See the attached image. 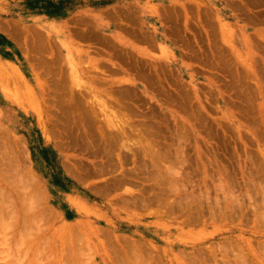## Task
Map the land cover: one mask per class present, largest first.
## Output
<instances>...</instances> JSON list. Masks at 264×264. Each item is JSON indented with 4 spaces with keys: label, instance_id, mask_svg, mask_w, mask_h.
I'll return each instance as SVG.
<instances>
[{
    "label": "rangeland",
    "instance_id": "rangeland-1",
    "mask_svg": "<svg viewBox=\"0 0 264 264\" xmlns=\"http://www.w3.org/2000/svg\"><path fill=\"white\" fill-rule=\"evenodd\" d=\"M0 25V151L4 153H0L4 159L3 161L0 156V214L7 215L17 209L14 212L17 217L14 215L11 217L8 214L9 217L7 216L5 220L6 223L10 222L5 224L3 229L6 232L9 231L8 237H4L10 242L5 241V243H11L9 245H12L11 249L16 248L14 245L17 246L18 242L13 235L16 230L27 229V227L24 228V224L28 223H37L40 226L33 224L34 230H32L33 234L40 232L37 240L42 244L41 246L44 242L45 246L47 242V245L42 247L47 251L43 253V257H40L42 262L40 258L37 261L38 257L34 255L38 254L32 253L28 245L21 244L23 249L20 251V245L17 250H9L7 244L11 255L4 253L8 250L3 252L1 249L4 239L1 240L0 235L2 245L0 250L3 252L0 251V264H16L13 258L15 256L20 258L16 252H23L24 255L26 246L28 248L25 250L29 249L30 254L24 257L30 259H25L20 254L21 259H25V264H28L31 259L42 262L37 264H74L75 261L69 258L72 247H75L77 255L88 254L85 255L86 257L82 256L86 264H118L123 260H120L121 257L118 259L116 257L121 252V246L126 247L127 244L130 247L127 245L126 248L130 250L136 245L145 256H148L150 252H153L155 256L159 255L156 256L158 264H176V260H183V256L179 254L181 245L179 247L175 245L183 238V241L189 244L186 247L188 253L201 251L203 255L209 256L210 252L206 251L217 248L215 251L222 256L216 254L220 258L216 257V259L222 262L227 258L229 261L232 260L229 257L239 255L241 248L245 246L247 248V245H251L260 252V255H263L261 250H264V217L260 216V213L263 214L264 210L262 203L264 200V0H0ZM18 32L20 35H16ZM28 44L34 45L30 55L27 54L30 52ZM40 46L42 53L38 52ZM44 47L47 51H44ZM28 55L32 61L28 59ZM43 56L48 59L43 60ZM55 57H58L60 62ZM73 60L74 63H72ZM97 60L102 68L109 69L104 75L101 74L107 79L104 83L97 78L100 74L95 69ZM35 61L40 62H38L39 66ZM59 64L65 66L60 67ZM115 67L119 72L113 74L111 69L114 70ZM156 71H160L159 74ZM55 73L59 75L55 76ZM84 75L88 77L85 78ZM94 76H96L95 80L92 79ZM107 87L112 89V97L107 96ZM78 88L86 93L85 97L90 105L88 106H95V110L100 109L102 101L108 100L106 104L109 105V109L106 113L110 109H117L111 108L112 104L109 102L112 103L111 100L121 97L120 93H123L122 99L126 105L133 103L130 106L134 108L132 110L135 116H131L129 107H126L125 111L122 109L123 114L126 112L125 115L134 121L136 118L135 122L142 126L143 130L146 123L154 125L160 150L176 146L180 141L179 143L182 144L180 147H183L185 152L183 162L180 163L183 165L178 163L179 169L183 172L178 178V184L182 186L180 193L183 196L181 197L184 199L185 196L194 195L193 207L204 203L206 209L210 211L217 209L221 215L218 214V217L215 214V217L209 218L214 214L210 213L209 216V212H205L202 215V213L198 214L197 210L196 213L191 210L193 216H191L190 224H186L182 216L176 215L177 213H174L176 217L174 215L167 218L153 214L155 208L157 209L155 205L150 206V209H144L141 203V205L130 204L134 207L138 206L133 208L126 203L127 201L125 203L123 200L120 201L125 196V199L131 198L135 192L136 197L140 194L144 195L142 190L148 185L154 184L153 186H156V190L159 191V184L152 181L154 179L148 175L152 167L149 165L150 168L147 171L148 164L143 166L145 164L140 163L142 159L134 162L132 158H128L127 148H123L125 154L123 149L120 150L124 154L122 156H128L126 165L123 163V169L134 168L137 172L138 168L141 169L140 166L144 167L141 169L143 174L141 171L140 173L145 181L140 182L145 184V188L140 184L139 186L143 188L141 190L139 186L137 187L139 183H136L134 187L139 189L137 191L135 189L133 195L126 193V185H122L117 190H110L111 192L104 195L98 194L97 191L106 188L105 185L111 182L114 175L111 178L109 173L94 174L95 171H91L90 168L94 169L93 166L98 164L96 162H100L101 153L92 154V148L89 146L86 151L84 147L85 145L87 147V144L76 138L82 131V127L79 122L77 124L78 117L75 118L74 106L70 99L71 92L79 90ZM94 95L98 97L95 98ZM54 105L55 107L60 105V107L55 110ZM118 111L122 112L121 109ZM98 113V118H101L100 110ZM60 124H64L65 127L61 126L62 128L58 129L56 125ZM65 124L70 126V130ZM87 128L89 133L97 136L95 122H90ZM52 130L58 131L57 134ZM64 134L71 137V140L74 137L73 140L75 139L77 145L73 141L70 143L71 140L67 139L68 136L65 138ZM179 136L182 140L177 141ZM60 137L64 139L61 140ZM68 140L69 143H67ZM72 143L74 147L71 146ZM80 143H83L82 148L85 153L80 148ZM96 143L98 147L99 141H95ZM14 151H17V154H14ZM88 153H91L94 158ZM138 155L137 159L143 158L140 153ZM148 159V157L144 158V162ZM150 162L149 160L147 163L150 164ZM15 164V167H11ZM81 165L83 168L86 165L88 167L82 170L79 168ZM23 166L27 167L26 170ZM66 168L70 169L71 173ZM78 168L79 171H85L79 173ZM88 168L91 175H88ZM23 170L28 171L24 174L20 173ZM121 170L117 171L118 175H121L119 174ZM113 171L111 172L115 173ZM4 172L5 174H2ZM78 173L80 175L75 176ZM33 175H36L35 178ZM144 175L149 179L151 177V180L146 179ZM141 176L138 173L136 179ZM32 177L34 179L38 177V182L31 181ZM180 180L185 182L183 185L185 184L186 187L189 185L188 188H184ZM171 183L166 179L165 182L160 183V188L165 187L167 190ZM31 186L37 188L34 189ZM93 187L95 190L89 189ZM97 187L101 188L97 190ZM146 193L153 195L150 192ZM21 195L24 199L27 197L26 203ZM178 197L180 200V196H174L176 200ZM37 201L40 204H37ZM3 205L12 207L11 211L6 206L8 212ZM258 205L261 209L255 211ZM29 207H32L31 210ZM81 207H84V210ZM46 211L51 213V215L47 214V219L44 215L42 217L43 212ZM27 212L30 213V219L27 218ZM204 215L206 218H203ZM31 216L36 217L39 223ZM15 217L17 220H14ZM200 219H204V222ZM258 219L259 221H256ZM29 224L27 226H30ZM7 225L14 229H9ZM1 226L0 230H2ZM37 227L41 228L40 231H37ZM67 243H70V248ZM29 245L32 246L30 243ZM115 246L120 250L118 248L116 250ZM113 247L115 251L111 250ZM222 250L230 251L231 255L228 257L226 254L224 257ZM51 251L54 253H50ZM61 254L64 257H61ZM122 254L123 252L120 256L123 257ZM46 255L50 258L47 259ZM178 255L182 257L179 256L181 258L178 259ZM78 256L79 262L80 256ZM46 259L47 262H45ZM219 263L222 264L220 261ZM249 263L254 264L252 260ZM75 264L79 263L76 261ZM257 264H264V262L261 260Z\"/></svg>",
    "mask_w": 264,
    "mask_h": 264
},
{
    "label": "bare ground",
    "instance_id": "bare-ground-1",
    "mask_svg": "<svg viewBox=\"0 0 264 264\" xmlns=\"http://www.w3.org/2000/svg\"><path fill=\"white\" fill-rule=\"evenodd\" d=\"M175 10V9H174ZM173 10V11H174ZM172 13V12H171ZM176 13V12H175ZM1 26V25H0ZM7 26V25H6ZM15 28H17V27H15ZM7 29H8V27H7ZM10 30V29H9ZM15 30V29H14ZM14 30H10V31H14ZM20 30V29H19ZM81 31H82V29H80ZM6 31V30H5ZM17 31H18V28H17ZM20 32H21V30H20ZM6 33V32H5ZM12 33V32H11ZM81 34L83 33V34H85V32H80ZM19 34V32L16 34V35H18ZM20 35V34H19ZM105 41V40H104ZM40 44V43H39ZM44 44V43H43ZM46 44V43H45ZM24 45H26L25 43H24ZM23 45V47L25 48V46ZM30 44H28V47H29V53H27V54H29L30 55V53L32 52L31 51V48H32V46H33V48H34V45H32V46H29ZM48 45V44H47ZM43 46H45V45H43ZM43 46H42V49H43ZM101 46V45H100ZM37 47H39V45H37ZM47 47V46H46ZM46 47H44V51H47V50H45V48ZM32 48V49H33ZM50 48V47H49ZM27 49V48H26ZM35 49H36V47H35ZM41 49V46H40V48H39V50ZM37 50V49H36ZM95 50V49H94ZM102 50V49H101ZM25 52H28V51H26V50H24ZM33 52H36V51H33ZM38 52H40V53H42L43 51H38ZM91 52V51H90ZM96 52H98V51H96ZM40 53H38V54H40ZM92 53V52H91ZM32 54V53H31ZM37 54V53H36ZM101 54V53H100ZM26 55V54H25ZM28 55V56H29ZM41 55V54H40ZM43 55V54H42ZM93 55V54H92ZM32 56V55H31ZM38 56V55H37ZM55 56H57V55H55ZM99 56V55H98ZM115 56V55H114ZM44 57V56H43ZM42 57V58H43ZM110 57V56H109ZM31 57L29 56V58L28 59H30ZM35 58V57H34ZM34 58H32V59H34ZM38 57H36V59H37ZM45 58H47V57H44V59L43 60H45ZM56 59L58 58V57H55ZM48 59V58H47ZM31 60V59H30ZM42 60V59H41ZM40 60V61H41ZM42 60V61H43ZM49 60H50V58H49ZM53 60V59H52ZM57 60H59V59H57ZM69 60V59H68ZM74 60H75V57H74ZM74 60H73V62L72 63H74ZM130 60V59H129ZM32 61V60H31ZM56 61V60H55ZM72 61V60H71ZM34 62V61H33ZM35 62H37V61H35ZM39 62V61H38ZM38 62H37V66H39L38 65ZM59 62H60V60H59ZM77 62V61H76ZM99 62V60H97V62H96V70L98 71V73H100L98 76L99 77H97L98 78V80L100 79V81L101 82H106V77H104V76H102L101 74H105L106 73V70L108 69V68H106V70L104 69V68H102V66H100L101 65V63H98ZM131 62V61H130ZM40 63V62H39ZM48 63H50V61L48 62ZM55 63H57V62H55ZM106 63V62H105ZM137 63V62H136ZM53 67H54V60H53ZM76 64V63H75ZM95 64V63H94ZM103 64V63H102ZM47 65V64H46ZM60 65V64H59ZM64 64H62V65H60V67L61 66H63ZM74 65V64H73ZM78 65V64H77ZM91 65V64H90ZM112 65V64H111ZM115 65V64H114ZM13 66V65H12ZM36 66V67H37ZM65 66V65H64ZM88 66V65H87ZM87 66H85V67H87ZM94 66V65H93ZM117 66V65H116ZM132 66V65H131ZM138 66V65H137ZM24 67V66H23ZM59 67V66H58ZM76 67V66H75ZM88 67H90V66H88ZM112 67V66H111ZM139 67V66H138ZM150 67V66H149ZM39 68V67H38ZM45 69H46V67H44ZM65 68V67H64ZM70 68V67H69ZM92 68V67H91ZM91 68H90V70H91ZM130 68V67H129ZM147 68V67H146ZM156 68V67H155ZM16 69V68H15ZM18 69V68H17ZM25 69V68H24ZM73 69V68H72ZM85 69H87V68H85ZM145 69V68H144ZM154 69V68H153ZM157 69V68H156ZM155 69V70H156ZM21 70V69H20ZM35 70H36V68H35ZM38 70H40V69H38ZM58 70H59V68H58ZM65 70V69H64ZM70 70V69H69ZM73 70H75V69H73ZM76 70H77V68H76ZM109 70V69H108ZM112 71H113V74H115L116 72H119L117 69H116V67H115V69L113 70V69H111ZM121 70V69H120ZM61 71V70H60ZM80 71V70H79ZM45 72V71H44ZM43 72V73H44ZM84 72V71H83ZM89 72V71H88ZM115 72V73H114ZM121 72V71H120ZM123 72V71H122ZM157 72V71H156ZM158 72H160V71H158ZM157 72V73H158ZM63 73H64V71H63ZM78 73V72H77ZM108 73H111L112 74V72H108ZM149 73V72H148ZM156 73V74H157ZM21 74H22V72H21ZM57 74V75H56ZM83 74H85V73H83ZM92 74V73H91ZM135 74V73H134ZM155 74V73H154ZM159 74V73H158ZM38 75V74H37ZM52 75V74H51ZM50 75V76H51ZM55 76H58L59 74L58 73H55L54 74ZM74 75H75V73H74ZM90 75V74H89ZM97 75V74H96ZM108 75V74H107ZM40 76V75H39ZM93 76V75H92ZM158 76V75H157ZM10 77V76H9ZM53 77V76H52ZM51 77V78H52ZM81 77V76H80ZM84 77H85V75H84ZM88 77V76H87ZM87 77H85V78H87ZM96 76H94L92 79L93 80H95L94 78H95ZM109 77V76H108ZM107 77V78H108ZM151 77V76H150ZM44 78V77H43ZM147 78V77H146ZM149 78V77H148ZM159 78V77H158ZM59 79V78H58ZM63 79V78H62ZM150 79V78H149ZM160 79V78H159ZM10 80V79H9ZM20 80V79H19ZM60 80V79H59ZM97 80V79H96ZM146 80V79H145ZM48 82H49V79L47 80ZM99 81V82H100ZM126 81V80H125ZM149 81V80H148ZM93 82V81H92ZM97 82V81H96ZM99 82H97V83H99ZM150 82V81H149ZM51 83H53V82H51ZM50 83V84H51ZM73 83V82H72ZM102 83V84H103ZM108 83V82H107ZM110 83V82H109ZM118 83V82H117ZM45 84V83H44ZM61 84V83H60ZM74 84V83H73ZM72 84V85H73ZM77 84V83H76ZM147 84V83H146ZM47 85H49V84H47ZM80 85H82V84H80ZM79 85V86H80ZM93 85H95L94 83H93ZM97 85V84H96ZM107 85V84H106ZM153 85V84H152ZM92 86V85H91ZM98 86H99V84H98ZM109 86H111V85H109ZM50 87H52V86H50ZM103 87V86H102ZM101 87V88H102ZM149 87V86H148ZM53 88V87H52ZM51 88V89H52ZM83 88V87H82ZM105 88V87H104ZM111 88V87H110ZM113 88V87H112ZM2 89V88H1ZM55 89V88H54ZM73 89V88H72ZM79 90H81L80 88H78ZM85 89V88H84ZM56 90V89H55ZM79 90H77V91H73V92H71V104L74 106V115H75V118L76 117H78V121H77V124H78V122H79V125L82 127V131L78 134V136L76 137L77 139H81L82 140V142L84 141V143H86L87 144V147H86V145H85V147H84V149H86V151L89 149L88 148V146L89 147H91L92 148V154L93 153H95V155H97V154H100L101 153V156H99V157H101V159H100V162H96V163H98L96 166H93V167H95L94 169H92V168H90L91 169V171L93 170V172H94V174L96 173V174H98V173H100V175L102 174H104V173H109V174H111L110 176H111V178H112V175H114V177H113V179L111 180V182L110 183H107L106 185H105V187L106 188H104V189H100L101 187H97L96 189L98 190V189H100L99 191H97V193L98 194H100V195H104V194H107V193H109V191L111 190H114V189H116L117 190V188H120L122 185L124 186V185H126V187H127V190H126V193H129L130 195H133V193L135 192V189L141 184L144 188H145V184L143 185V183H141L140 181H145V179L143 178V176H141L142 174H143V172L141 171V169L143 168L144 169V167H142V166H140L142 163L143 164H145V165H143V166H146L147 164V171H148V168H150L149 167V165L152 167L151 169H150V171H149V173H148V175H150V176H152V179H154V180H152V181H156L155 183H157V184H159V188H158V185H157V188L159 189V191L158 190H156V186H153L154 184V182L152 183L153 185L151 186V185H148L144 190H142L143 188L141 187V186H139V188L143 191V194L144 195H142L141 196V194L140 195H138L139 197H136L137 195L134 193V195H136V196H134V198H128L127 197V199H125L126 198V196H125V198H121L120 199V201H124V203L126 202V203H128L129 205L130 204H136V205H141V207L143 208L144 207V209L146 208V209H150V206H153V205H155V206H157V209L155 208V210L152 212V211H150V212H152L153 214H155V215H160V216H163V217H173L175 214L174 213H177L176 215H178V216H182V219L184 220V222L186 223V224H188L189 222H190V220H191V216H193L192 215V213L191 212H195L196 210H197V212H198V214H201L202 213V215H203V213H205V212H209V216H210V213H212V214H214V216H210L209 218H211V217H215L216 215L219 217V215L218 214H220V212H218L217 211V209H214V210H208V209H206L205 208V206L203 205V204H198V205H196L195 207H193V204H194V201H195V196L194 195H192V196H190V197H186L185 195V197H184V199L181 197V196H183L182 195V193H180L181 192V189H182V186H181V184H178L179 183V181H178V178L180 177V176H182V173L183 172H181L182 170H180L179 169V167H178V163H179V165H183V164H180V163H182L183 162V157H185L184 156V154L183 153H185V152H183V147L181 148L180 146L182 145L181 143H179L180 141L179 140H182V137L180 138V136L179 137H177V138H179V139H177V141H179V142H177L178 144V146L179 147H176V146H171V148H169V149H162V150H160L161 148H158L159 146H158V138H157V135L155 134V127H154V125H152V124H148V123H146L145 124V130H143V129H141V127L139 126V124L138 123H136L135 121H136V118H134L135 119V121L132 119V118H129L127 115H125V113L123 114V111H122V109L124 110V109H126V107H129L128 109L130 110V112L132 113L131 114V116L132 115H134L133 114V112H134V110H132V109H134V108H132L131 106H130V104H133V103H131L130 102V104H129V106L128 105H126V103H125V101L122 99V97H124L123 96V93L121 94L120 92H121V90H120V96L121 97H117V98H115L114 100H111V102L112 103H110L109 102V104H112L111 105V108L112 107H114V108H117V109H110V113L108 114V113H106L107 111H108V109H109V105L108 104H106V101H107V103H108V100H105V102L104 101H102L101 102V104H100V112H101V118H98V116H99V113H98V111L99 110H95V106L94 107H89L90 105L88 104V101H87V99H86V97H85V95H86V93H84V92H82L83 90H81V91H79ZM88 90V89H87ZM86 90V91H87ZM102 90H103V88H102ZM107 96H110V97H112L111 96V90L112 89H109L108 87H107ZM109 90H110V93H109ZM47 91V90H46ZM54 91V90H53ZM45 92V91H44ZM43 92V93H44ZM51 92H52V90H51ZM118 92V91H117ZM87 93H89V92H87ZM97 93V92H96ZM112 93H114V91L112 92ZM130 93V92H129ZM129 93H127L128 95H129ZM60 94V93H59ZM92 94V93H91ZM101 94V93H100ZM102 94H104V93H102ZM45 95V94H44ZM105 95V94H104ZM125 95V94H124ZM127 95V96H128ZM49 96V95H48ZM53 96V95H52ZM93 96V95H92ZM97 96V95H96ZM101 96V95H100ZM94 97H95V95H94ZM98 97V96H97ZM97 97H95V98H97ZM46 98H47V96H46ZM49 98H50V96H49ZM53 98V97H52ZM77 98V99H76ZM114 98V97H113ZM126 99V98H125ZM135 99V98H134ZM53 100V99H52ZM54 100H55V96H54ZM58 100V99H57ZM101 100V99H100ZM47 101V100H46ZM48 102V101H47ZM67 102H69V101H67ZM96 103V102H95ZM135 103V102H134ZM93 104V103H92ZM97 104V103H96ZM115 104V105H114ZM49 105H53V104H50L49 103ZM66 106H67V104H65ZM70 105V104H69ZM89 105V106H88ZM94 105V104H93ZM50 107H52V106H50ZM53 107H55V105L53 106ZM59 107H60V105H59ZM58 106L57 107H55V110H56V108H59ZM48 108H49V106H48ZM72 108V107H71ZM50 109H52V108H50ZM121 109V111L122 112H119L118 110H120ZM127 109V110H128ZM185 109V108H184ZM126 110V111H127ZM139 110V109H138ZM54 111V110H53ZM125 111V110H124ZM49 112V111H48ZM52 112V111H51ZM59 112V111H58ZM90 112H91V114H90ZM54 113V112H53ZM65 114V113H64ZM64 114H62L63 116H64ZM120 114H122V115H120ZM129 114V113H128ZM53 115V114H52ZM57 116V115H56ZM55 116V118H57ZM125 116H127V117H125ZM135 116V115H134ZM54 117V116H53ZM133 117V116H132ZM65 118L67 119V117H66V115H65ZM93 118V119H92ZM139 118V117H138ZM40 119V118H39ZM38 119V120H39ZM49 119V118H48ZM77 119V118H76ZM140 119V118H139ZM142 119H143V117H142ZM60 120V119H59ZM54 121V120H53ZM58 121V120H57ZM61 121V120H60ZM139 121V120H138ZM149 121H150V119H149ZM63 122V121H62ZM62 122H61V124H62ZM92 123V122H95L96 123V127H97V136L95 137L91 132L89 133L88 132V130L87 129H89V128H87V125H89V123ZM155 122V121H154ZM64 123V122H63ZM155 123H157V122H155ZM55 124V123H54ZM59 125V126H57L56 125V127L59 129V128H62L61 126H64V124L63 125ZM50 125V124H49ZM53 125V124H52ZM66 125V124H65ZM68 125V124H67ZM66 125V126H67ZM74 125V124H73ZM54 126V125H53ZM69 126V125H68ZM65 127V126H64ZM73 127H75V125L73 126ZM73 127H72V129H73ZM77 127V126H76ZM67 128V127H66ZM65 128V129H66ZM78 128H79V126H78ZM50 129V128H49ZM69 130H70V126H69V128H68ZM80 129V128H79ZM57 130V129H56ZM56 130H52V131H55V133L57 134V132L58 131H56ZM67 130V129H66ZM76 131H77V128L75 129ZM81 130V129H80ZM92 130V129H91ZM90 130V131H91ZM79 131V130H78ZM73 133H74V131H72ZM71 132V133H72ZM70 133V134H71ZM72 133V134H73ZM59 135L61 136V134L59 133ZM65 135V134H64ZM76 135H77V132H76ZM58 136V135H57ZM68 136V135H67ZM66 135H65V138L67 137ZM72 136V135H71ZM74 136H75V133H74ZM56 138V137H55ZM61 138V140L62 139H64L63 137H60ZM71 138V137H70ZM69 138V136H68V138L67 139H69V140H71ZM74 138V137H73ZM73 138H72V140L70 141V143L73 141L74 143L76 142V141H74L73 140ZM184 138V137H183ZM185 139V138H184ZM56 140V139H55ZM69 140H68V142L67 143H69ZM160 140V139H159ZM56 141H58V140H56ZM95 141H99V146L97 147L96 145H97V143L95 144ZM161 141V140H160ZM64 142V141H63ZM78 142V141H77ZM79 142H81V141H79ZM78 142V143H79ZM129 142H131V143H129ZM182 142V141H181ZM74 143H72L71 144V146H75V145H77V143H75V145H74ZM161 143V142H160ZM10 144V143H9ZM8 144V145H9ZM63 144V143H62ZM66 144V143H65ZM64 144V145H65ZM82 144L83 143H80V148L83 150V146H82ZM131 144V145H130ZM67 145V144H66ZM6 146V145H5ZM12 146V145H11ZM16 146V145H15ZM22 146V145H21ZM69 146V145H68ZM68 146H67V148H68ZM78 146V147H79ZM172 147H175L174 149L172 148ZM16 148V147H15ZM18 148V147H17ZM76 148V147H75ZM88 148V149H87ZM123 148H127V150H128V152H127V154L129 155V157L127 156V155H125V157L124 156H122V155H124L126 152H124V149ZM2 150H3V148H1ZM14 149V148H13ZM69 149H70V147H69ZM79 149V148H78ZM77 149V150H78ZM121 149H123V152H124V154H122V151L120 152V150ZM21 150V149H20ZM81 150V151H82ZM91 150V149H90ZM117 150H119L118 152H117ZM4 151H5V149H4ZM8 151V150H7ZM6 151V152H7ZM12 151V150H11ZM85 150H83V152H84ZM137 151H138V153H140L141 154V156H143V158L141 157L140 159H139V157H138V159H137V155H138V153H137ZM16 152V153H15ZM77 152V151H76ZM78 152H80L79 150H78ZM88 152H90V151H88ZM0 153H3V152H1L0 151ZM8 153V152H7ZM85 153V152H84ZM4 154V153H3ZM10 154L12 155V152H10ZM10 154H7V155H10ZM14 154H17V151H14ZM79 154H82V153H79ZM89 155H92L91 153H88ZM88 154H86L87 156H89ZM71 155H73V154H71ZM78 155V154H77ZM1 156V155H0ZM16 156V155H15ZM80 156V155H79ZM139 156V155H138ZM2 157V156H1ZM5 157V156H4ZM9 157V156H8ZM90 157V156H89ZM91 157H93V155L91 156ZM98 157V156H97ZM127 157L128 158H132V160L135 162V161H137V160H141L142 162H140L141 164L140 165H137L138 167L140 166L141 167V169L140 168H136L138 171L136 172L135 171V169L134 168H130V169H126V167H125V169H123V165L125 164V161L127 162ZM149 158L148 159V161L150 160L151 162H150V164L149 163H147L148 161L146 160V162H144V158ZM10 158V160H11V157H9ZM8 158V159H9ZM16 158V157H15ZM14 158V160L16 161V159ZM17 158H18V155H17ZM75 158V157H74ZM94 158V157H93ZM197 158H198V156H197ZM2 159H3V157H2ZM6 159V158H5ZM7 159V160H8ZM21 159V158H20ZM188 159V158H187ZM0 160H1V158H0ZM13 160V161H14ZM17 160H19V158L17 159ZM3 161H4V159H3ZM12 161V160H11ZM11 161H9L8 160V162H11ZM67 161H70V160H67ZM83 161V160H82ZM129 161V160H128ZM19 162V161H18ZM73 162H75L76 163V161L75 160H73ZM3 163V162H2ZM6 163H7V161H6ZM13 163H15V162H13ZM17 163V162H16ZM20 163V162H19ZM89 163V162H88ZM124 163V164H123ZM129 163V162H128ZM152 163V164H151ZM8 164V163H7ZM10 164V163H9ZM18 164V163H17ZM26 164V163H25ZM25 164H23L24 166H25ZM78 165L79 164H82V163H77ZM130 164H132L131 162H130ZM21 164H19V166H20ZM64 165H66V167H67V164H65L64 163ZM92 165V164H91ZM126 165V164H125ZM128 165V164H127ZM16 166V164L14 165V166H11V167H15ZM23 166V167H24ZM71 166V165H70ZM84 166V165H83ZM87 167H88V165H86ZM85 166V167H86ZM21 167V166H20ZM85 167L83 168L82 167V165H81V167H79L80 169L82 168V170L83 169H85ZM87 167H86V169H87ZM117 167H119V168H121V169H119V170H121L120 172L121 173H119V174H121V175H118V172L117 171H119L118 169H117ZM133 167V166H132ZM183 167V166H182ZM19 168V167H18ZM17 168V169H18ZM25 168V167H24ZM23 168V169H24ZM27 168V167H26ZM26 168H25V170H26ZM71 168H72V166H71ZM78 168V172L80 173V172H84V171H79L80 169ZM16 169V168H15ZM16 169V170H17ZM29 169V168H28ZM90 169L88 168V175H91V174H89V172H90ZM182 169H184V168H182ZM13 170V169H12ZM19 170V169H18ZM25 170H23V171H20V173L22 172L23 174L24 173H26L25 172ZM66 170H68V168H66ZM70 170V169H69ZM68 170V172H70L71 173V171H69ZM112 170H114L113 172H115V173H112L111 171ZM73 171V170H72ZM140 171H141V173H140ZM17 172V171H16ZM16 172H14V173H16ZM92 172V173H93ZM117 172V173H116ZM18 173H19V171H18ZM33 173V172H32ZM73 174V175H75V176H77V175H80V174ZM91 173V172H90ZM138 173L140 174V176L143 178V180H142V178L141 177H138L137 179H136V177L138 176ZM2 174H5V172L4 173H2ZM13 174V173H12ZM17 174V173H16ZM31 174V173H30ZM85 174V173H84ZM115 174H117V175H115ZM145 174V173H144ZM15 175V174H14ZM20 175V174H19ZM32 175V174H31ZM31 175H30V177H31ZM99 175V174H98ZM106 175V174H105ZM16 176H18V174L16 175ZM24 176V175H23ZM35 176L36 175H33V177L35 178ZM146 175H144V177H145ZM27 177H28V175H27ZM32 177V178H33ZM4 178V177H3ZM23 177H21V179H22ZM30 179L31 181H37L38 180V177H37V179ZM76 178V177H75ZM86 178H87V173H86ZM139 178H141V180H139ZM146 178V177H145ZM19 179V178H18ZM21 179H20V181H21ZM28 179V178H27ZM78 179H80V178H78ZM81 179H82V177H81ZM146 179H149V177L148 178H146ZM156 179V180H155ZM166 179H168L170 182H172L171 184H169V186H168V188H167V190H166V188L165 187H162V189L160 188V183H163V182H165L166 181ZM190 179V178H189ZM6 180V179H5ZM14 180V179H13ZM26 180V179H25ZM40 180V179H39ZM149 180H151V177H150V179ZM187 180V179H186ZM18 181V180H17ZM30 181V182H31ZM84 181H85V179H84ZM181 181V180H180ZM7 182V181H6ZM12 182V181H11ZM30 182H29V184H30ZM38 182V181H37ZM79 182H80V180H79ZM149 182V181H148ZM182 182V181H181ZM22 183H23V180H22ZM26 183V182H25ZM28 183V182H27ZM82 183H83V180H82ZM86 183V182H85ZM138 185H137V184ZM183 183H185L184 181L182 182V185H183ZM187 183V182H186ZM18 184V183H17ZM38 184V183H37ZM36 184V185H37ZM149 184H151V183H149ZM20 185V184H19ZM23 185H25V184H23ZM39 185V184H38ZM130 185V186H129ZM137 185V187H134V186H136ZM156 185V184H155ZM40 186V185H39ZM189 186V185H188ZM188 186L186 187V185L184 184L183 185V187L184 188H188ZM17 187V186H16ZM29 187V186H28ZM31 187H34V189L35 188H37V187H35V186H31ZM30 187V188H31ZM85 187H87V186H85ZM103 187V186H102ZM148 187H151V188H148ZM43 188V187H42ZM41 188V189H42ZM138 188V189H139ZM17 189V188H16ZM24 189H26V188H24ZM23 189V190H24ZM39 189V188H38ZM37 189V190H38ZM89 189H94V187L93 188H89ZM138 189H136V191L138 190ZM4 190V189H3ZM32 190H33V188H32ZM32 190H30V191H32ZM95 190V189H94ZM147 190V191H146ZM186 190V189H185ZM17 191L19 192V190L17 189ZM16 191V192H17ZM27 191V190H26ZM43 191H44V189H43ZM110 191V192H111ZM141 191V192H142ZM158 191V192H157ZM22 192V191H21ZM25 192V191H24ZM29 192V191H28ZM146 192H150V193H152L153 195H148ZM23 193V192H22ZM26 193V192H25ZM24 193V194H25ZM1 194H2V192H1ZM14 194V193H13ZM21 194V193H20ZM27 194V193H26ZM25 194V195H26ZM145 194H147V195H145ZM9 195V194H8ZM28 195V194H27ZM26 195V196H27ZM30 195V194H29ZM46 195V194H45ZM19 196V195H18ZM22 197H23V195H21ZM35 196H37V195H35ZM39 196V195H38ZM174 196H180L181 197V199L179 200V197H178V200H176L175 198H174ZM9 197V196H8ZM45 197V196H44ZM200 197H201V195H200ZM14 198V197H13ZM41 198V197H40ZM137 198H139V199H137ZM203 198H205V197H203ZM3 199V198H2ZM24 201L26 200V201H28L27 200V197H26V199H24V197L22 198ZM28 199H29V197H28ZM34 199V198H33ZM33 199L31 200V201H33ZM44 199V198H43ZM42 200V199H41ZM40 200V201H41ZM131 200H133V201H131ZM139 200H141V201H139ZM263 200V199H262ZM4 201H6V200H4ZM3 201V202H4ZM21 201V200H20ZM26 201H25V203H26ZM30 201V202H31ZM138 201H139V203H138ZM264 201V200H263ZM262 201V203L264 204V202ZM15 202V201H14ZM23 202V201H22ZM30 202H27L28 204H30ZM35 203H36V201H34ZM42 202H44V201H42ZM24 203V202H23ZM23 203H21V204H23ZM24 203V204H25ZM45 203V202H44ZM122 203V202H121ZM124 203H122V204H124ZM141 203V204H140ZM16 204V203H15ZM37 204H40V203H38V201H37ZM263 204H261V206H263ZM36 205V204H35ZM125 205V204H124ZM135 205V207H138V206H136ZM5 206V207H4ZM6 206H8V209L10 210V209H12V207L10 208V206L9 205H3V207L4 208H6L7 209V207ZM15 206V205H14ZM31 206V205H30ZM33 206V205H32ZM37 206V205H36ZM36 206H35V208H36ZM39 206L40 205H38V209H39ZM42 206H43V204H42ZM79 206V205H78ZM83 206V205H82ZM130 206H132V205H130ZM259 206L260 205H258V208L256 207V210L255 211H257L258 209H261V208H259ZM16 207V206H15ZM18 207V206H17ZM26 207V206H25ZM51 207V206H50ZM80 207V206H79ZM133 208H135L134 206H132ZM264 207V206H263ZM19 208H20V206H19ZM18 208V209H19ZM24 208V207H23ZM27 208V207H26ZM30 208V207H29ZM32 208V207H31ZM31 208H30V210H31ZM34 208V207H33ZM56 208V207H55ZM78 208V207H77ZM82 208V207H81ZM84 208V207H83ZM82 208V209H83ZM153 208V207H152ZM7 209V210H8ZM16 209V208H15ZM38 209H37V211H38ZM48 209H49V207H48ZM88 209V208H87ZM9 210H8V212H9ZM17 210V209H16ZM15 210V211H16ZM23 210H25V209H23ZM28 210V209H27ZM33 210V209H32ZM36 209H34L33 211H35ZM40 210V209H39ZM46 210H47V207H46ZM53 210V209H52ZM84 210V209H83ZM191 210H193V211H191ZM208 210V211H207ZM2 211H3V209H2ZM11 211V210H10ZM14 210H13V213H12V211H11V213H7V215L5 214V213H2V214H0L1 216H0V222H4L3 224H1L0 226L2 227L1 229L2 230H0V231H2V233H7V234H1V232H0V235L2 236L1 237V240H2V238L4 239V241L2 240V244L4 243L6 246H7V244L8 243H5V241L6 242H10V240H7L5 237H8V232H6V230H3L4 228H5V224H10V222L8 221L7 223H6V218H7V216H8V214H9V216H16L15 215V212ZM26 211V210H25ZM36 211V212H37ZM49 211H51V210H49ZM56 211V210H55ZM79 211V210H78ZM260 211V210H259ZM0 212H1V210H0ZM57 212V211H56ZM80 212V211H79ZM25 213V212H24ZM28 213V212H27ZM26 213V214H27ZM30 213H32L33 214V212H31L30 211ZM30 213H28L27 214V218H29V215H30ZM44 213H46V215L44 214ZM50 212H43V214H42V217H44V216H46V219H47V216L48 215H51V213L49 214ZM55 213V212H54ZM53 213V214H54ZM61 213V212H60ZM85 213V212H84ZM87 213H89V212H87ZM86 213V214H87ZM196 213V212H195ZM255 213V212H254ZM11 214V215H10ZM17 214V213H16ZM35 214V213H34ZM48 214V215H47ZM56 214V213H55ZM194 214V213H193ZM216 214V215H215ZM20 215V214H19ZM44 215V216H43ZM57 215V214H56ZM55 215V216H56ZM176 215H175V217H176ZM196 215V214H195ZM208 215V214H207ZM221 215V214H220ZM259 215V214H258ZM262 215V217H264V210H263V214H261L260 213V216ZM8 216V217H9ZM13 216V217H14ZM22 216V215H21ZM34 216V215H33ZM40 216V215H39ZM38 216V217H39ZM54 216V215H53ZM63 216V215H62ZM183 216L185 217V218H183ZM245 216V215H244ZM17 217V216H16ZM15 217V218H16ZM20 217V216H19ZM24 217V216H23ZM25 217V219H27ZM51 217V216H50ZM206 218V216L204 215L203 216V218ZM254 217H255V215H254ZM257 217V216H256ZM3 218H5L4 220H2ZM31 218H32V216H31ZM35 218V219H34ZM34 218H32V219H34V221H37L36 220V217H34ZM39 218H41V216L39 217ZM57 218H59L58 216H57ZM193 218V217H192ZM200 218H202L201 216H200ZM258 218V217H257ZM256 218V219H257ZM260 218V217H259ZM14 219V218H13ZM25 219H23V220H25ZM30 219V218H29ZM29 219H27V220H29ZM32 219H31V221H32ZM45 219V218H44ZM53 219V218H52ZM195 219H197V218H195ZM14 220H17V218L16 219H14ZM26 220V221H27ZM40 220V219H39ZM64 220V219H63ZM202 222H204V219H200ZM200 220H198L199 222H201ZM206 220V219H205ZM209 220V219H208ZM211 220V219H210ZM212 220H214L213 218H212ZM263 220H264V218H263ZM196 221V220H195ZM256 221H259V219L258 220H256ZM18 222V221H17ZM38 222V221H37ZM43 222V221H42ZM192 222V221H191ZM197 222V221H196ZM198 222V223H199ZM201 222V223H202ZM16 223V222H15ZM19 223V222H18ZM39 223V222H38ZM44 223V222H43ZM59 223V222H58ZM184 223V224H185ZM192 223H194V222H192ZM191 223V224H192ZM14 224V223H13ZM13 224H11V225H13ZM29 224V223H28ZM28 224H24L25 226H24V228H26L27 227V229H19V230H16V233H14L15 235H13V236H16V241L18 242L17 244L18 245H20L21 247H20V251H22V249H23V246H25V245H28V246H30V248H31V251H32V253H34V254H38V255H34V256H37L38 258H37V261L39 260V258L40 257H43V255L45 254V252H47V251H45V249H43L42 247H45L46 245H47V242H46V245L44 246V244H45V242H44V244H43V246H41L42 244L37 240L38 239V234L40 233H37V234H33V224H35V226H36V224L37 223H30L29 225L30 226H27ZM46 224H50V223H46ZM190 224V223H189ZM194 224H196V223H194ZM200 224V223H199ZM19 225V224H18ZM38 225V224H37ZM41 225V224H40ZM64 225V224H63ZM7 226H9L10 228L9 229H14V227L13 228H11L12 226H10V225H7ZM15 226V225H14ZM39 226V225H38ZM48 226H50V225H48ZM62 226V225H61ZM67 226V225H66ZM82 226V225H81ZM40 227V226H39ZM70 227V226H69ZM74 227V226H73ZM258 227V226H257ZM259 227H261V226H259ZM35 228V227H34ZM38 228V227H37ZM43 228V227H42ZM65 228V227H64ZM33 229V230H32ZM40 229L41 228H38L37 229V231H40ZM60 229V228H59ZM68 229V228H67ZM8 230V229H7ZM45 230V229H44ZM62 233H63V226H62ZM74 230V229H73ZM65 231V230H64ZM104 231H105V229H104ZM105 232H107V231H105ZM252 232V231H251ZM72 233V232H71ZM108 233V232H107ZM105 234V233H104ZM66 235V234H65ZM5 236V237H4ZM70 235H68V237H69ZM120 236V235H119ZM50 237H51V235H50ZM71 237V236H70ZM73 238V237H72ZM121 238V237H120ZM9 239H11V238H9ZM15 239V238H14ZM45 239H47V238H45ZM50 239V238H49ZM70 239V238H69ZM179 239H181V238H179ZM184 239V238H183ZM183 239H181V241H179V242H177V243H179V244H177L176 243V247H179L180 245H181V248H179V250H180V252H179V254H181L182 256H183V260H181L180 258L182 257L181 255H178L177 256V258L178 259H180V260H176V264H190V262L192 263V264H206V263H208L209 261V259H212V261L214 262V263H212V261H210L208 264H216V262H217V264H220L219 263V261L222 263V264H248V262H251V260L254 262V264H257V262H260L261 260L264 262V257H262V256H264V250H261V253L263 254V255H260V252H258V250L256 251L251 245H247V248H246V246L245 247H242L241 249V252H240V254L239 253H237V254H239V255H236L235 257H229V255H231L230 254V251H227V250H222V251H224V252H222V253H224L223 254V256L224 257H226V254H227V256L229 257V259L230 258H232V260H228V258L226 259V261H224L223 260V262L221 261V260H219L220 258L218 257V256H220L218 253H217V251H215L216 249H213V248H210L209 249V251H206V252H210V255L209 256H205V255H203V252H190V253H188L187 251L188 250H186V247L189 245L186 241H183ZM44 240V239H43ZM73 240V239H72ZM111 240V239H110ZM122 240V239H121ZM125 240H127V239H125ZM245 240H246V238H245ZM249 240V239H248ZM247 240V241H248ZM13 241H15V240H13ZM16 241H15V243H16ZM76 241V240H75ZM114 241V240H113ZM122 241H124V240H122ZM188 241V240H187ZM168 242V241H167ZM246 242V241H245ZM20 243V244H19ZM29 243L30 244H32V246L31 245H29ZM49 243V242H48ZM50 243H51V241H50ZM50 243H49V246H50ZM65 243V242H64ZM83 244H84V242H82ZM87 243H89L88 241H87ZM112 243V242H111ZM126 243V242H125ZM124 243V244H125ZM130 243H132L131 241H130ZM139 243H140V241H139ZM166 243V242H165ZM249 243V242H248ZM3 244V247L5 246ZM11 244V243H10ZM10 244H8V246L10 245ZM23 246H22V245ZM68 244V247L70 248V243H67ZM66 244V245H67ZM82 244V245H83ZM90 244V243H89ZM118 244V243H117ZM123 244V243H122ZM127 244V243H126ZM143 244H144V242H143ZM145 244H146V242H145ZM0 245H1V243H0ZM14 245V244H13ZM15 246L14 245V247H16V248H10L11 246H9V250H13V249H16L17 250V248L19 247V246ZM88 245V244H87ZM119 245V244H118ZM117 245V246H118ZM127 245H129V244H127ZM126 245V247H128ZM152 245V244H151ZM150 245V246H151ZM171 245V244H170ZM245 245V244H244ZM2 246V245H1ZM6 246H5V249L3 248V247H1V249L3 250V252L7 249L8 250V246H7V248H6ZM117 246H115V249L117 250V248H118V250H120L119 249V247H117ZM120 246V245H119ZM132 247H133V245H131ZM144 246V245H143ZM149 246V245H148ZM147 246V247H148ZM153 246V245H152ZM67 247V248H68ZM83 247H84V245H83ZM87 248H88V246H86ZM126 247H124V246H121V252H123V257L122 256H120L121 255V252L118 254V256L116 257V259H118V257H121V259L120 260H123V262L121 261L120 263H123V264H158L157 263V259H156V256L153 254V252H150L149 253V255L148 256H145V254H143L144 252H141V250L135 245L134 246V248H131L132 250H130V248L128 249V248H126ZM129 247H130V245H129ZM140 247H141V245H140ZM155 247V246H154ZM190 247V246H189ZM192 247V246H191ZM26 248H28L27 246H26ZM25 247H24V251H25V253H24V255L25 256H28V253H29V249H27L28 250V252H27V250H25L26 249ZM49 248V247H48ZM65 248V247H64ZM79 248V247H78ZM82 248V247H81ZM85 248V247H84ZM111 248V247H110ZM146 248V247H145ZM207 248V247H206ZM205 248V249H206ZM215 248V247H214ZM47 249V248H46ZM56 249H57V247H56ZM55 249V250H56ZM62 249V248H61ZM71 249H73L72 250V252H71V257H69L70 258V260L72 259L73 260V262L75 261V263H76V261H77V263H79V264H86L85 262H86V260H84V258L82 257V256H84V257H86L85 255H88V254H85V255H80V254H78L79 256H80V258H82V259H80L79 258V262H78V260H77V254H76V250H75V247H72ZM70 249V250H71ZM83 249V248H82ZM91 249H93V248H91ZM90 249V250H91ZM6 250V251H7ZM8 250V251H9ZM19 250V249H18ZM48 250V249H47ZM63 250V249H62ZM66 250V249H65ZM79 250H80V248H79ZM112 251L114 250V247L111 249ZM149 250H150V248H149ZM207 250H208V248H207ZM1 251V250H0ZM4 252V253H11L10 251L9 252ZM20 251H18V252H16L17 253V255L20 257V258H17V256H15L13 259H15V262H17L16 264H20L21 262V264H25V262H24V260L25 259H30V258H28V257H24V255L20 252ZM67 251V250H66ZM69 251V250H68ZM82 251V250H81ZM81 251H79V253H82ZM111 251V252H112ZM115 251V250H114ZM147 251H148V249H147ZM151 251V250H150ZM214 251H215V253H214ZM2 252V251H1ZM2 252V253H3ZM20 252V253H19ZM37 252V253H36ZM53 251H51L50 253H52ZM61 252V251H60ZM70 252V251H69ZM83 252H84V249H83ZM155 252V251H154ZM168 252V251H167ZM218 252H220V251H218ZM15 253V254H16ZM27 253V254H26ZM44 253V254H43ZM50 253H48V255H51ZM54 253V252H53ZM68 253V252H67ZM113 253V252H112ZM117 253V252H116ZM169 253V252H168ZM221 253V252H220ZM14 254V255H15ZM20 254L21 255H23V258H25V259H21V256H20ZM30 254V253H29ZM39 254H40V256H39ZM57 254V253H56ZM69 254V253H68ZM83 254V253H82ZM114 254V253H113ZM178 254V253H177ZM206 254V253H205ZM216 254H218V256H216ZM11 255V254H10ZM9 255V256H10ZM53 255V254H52ZM59 255V254H58ZM57 255V256H58ZM8 256V257H9ZM34 256H32L33 258H35ZM61 257H64L62 254L60 255ZM76 256V257H75ZM78 256V257H79ZM116 255H114V257H115ZM159 256V255H158ZM157 256V257H158ZM171 256H173V255H171ZM179 256H181V257H179ZM221 256H222V254H221ZM220 256V257H221ZM8 257H7V259H8ZM12 257V256H11ZM31 257V256H30ZM31 257V258H32ZM46 257H47V255H46ZM52 257H54V256H52ZM52 257H51V259H52ZM90 257V256H89ZM89 257H88V261H89ZM216 257H218L219 259L217 260L216 259ZM50 258V256L49 257H47V259H49ZM68 258V259H69ZM91 258V257H90ZM94 258V257H93ZM123 258V259H122ZM6 259V258H5ZM20 259H21V262H20ZM41 259V258H40ZM47 259H46V261L45 262H47ZM59 259H62V258H60L59 257ZM67 259V260H68ZM222 259V258H221ZM251 259V260H250ZM35 260V259H34ZM33 259H31L30 261H33L35 264H37V263H40L41 261H42V259H41V261L40 262H37L36 260L34 261ZM71 260V261H72ZM91 260V259H90ZM101 260H104V259H101ZM157 260V261H156ZM161 260V259H160ZM159 260V261H160ZM217 260V261H216ZM228 260V261H227ZM249 260V261H248ZM30 261H28V264H32ZM64 261V260H63ZM87 261V262H88ZM208 261V262H207ZM30 262V263H29ZM43 262V261H42ZM41 262V263H42ZM70 262V261H69ZM69 262H67V263H69ZM92 262V261H91ZM111 262V261H110ZM161 262V261H160ZM159 262V263H160ZM166 262V261H165ZM226 262V263H225ZM66 263V262H65ZM74 263V264H75ZM107 263V262H106ZM120 263H118V264H120ZM162 263V262H161ZM167 263V262H166ZM89 264V263H88ZM114 264V263H113ZM249 264H251V263H249Z\"/></svg>",
    "mask_w": 264,
    "mask_h": 264
}]
</instances>
